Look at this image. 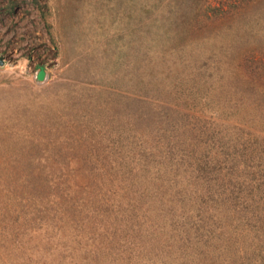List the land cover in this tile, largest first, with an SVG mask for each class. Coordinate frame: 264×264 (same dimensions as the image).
Instances as JSON below:
<instances>
[{"label": "rangeland", "instance_id": "obj_1", "mask_svg": "<svg viewBox=\"0 0 264 264\" xmlns=\"http://www.w3.org/2000/svg\"><path fill=\"white\" fill-rule=\"evenodd\" d=\"M0 58V264H264V0H0Z\"/></svg>", "mask_w": 264, "mask_h": 264}, {"label": "water", "instance_id": "obj_2", "mask_svg": "<svg viewBox=\"0 0 264 264\" xmlns=\"http://www.w3.org/2000/svg\"><path fill=\"white\" fill-rule=\"evenodd\" d=\"M0 63H3V61L1 60L0 58ZM44 75V70H41L40 74H39V77L42 78Z\"/></svg>", "mask_w": 264, "mask_h": 264}]
</instances>
